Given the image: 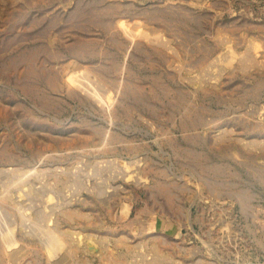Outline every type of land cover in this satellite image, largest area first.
<instances>
[{
    "label": "rangeland",
    "instance_id": "obj_1",
    "mask_svg": "<svg viewBox=\"0 0 264 264\" xmlns=\"http://www.w3.org/2000/svg\"><path fill=\"white\" fill-rule=\"evenodd\" d=\"M0 264H264V0H0Z\"/></svg>",
    "mask_w": 264,
    "mask_h": 264
}]
</instances>
